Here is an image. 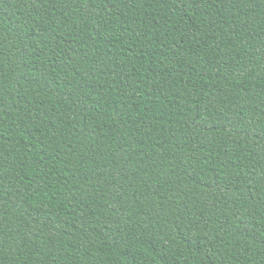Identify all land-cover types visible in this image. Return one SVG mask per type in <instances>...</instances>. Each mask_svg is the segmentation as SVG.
<instances>
[{
	"label": "trees",
	"instance_id": "trees-1",
	"mask_svg": "<svg viewBox=\"0 0 264 264\" xmlns=\"http://www.w3.org/2000/svg\"><path fill=\"white\" fill-rule=\"evenodd\" d=\"M0 264H264V0H0Z\"/></svg>",
	"mask_w": 264,
	"mask_h": 264
}]
</instances>
